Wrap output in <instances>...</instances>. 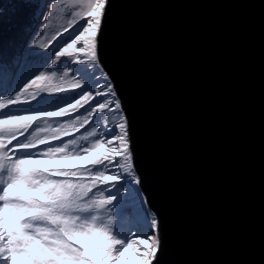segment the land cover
<instances>
[{
	"label": "water",
	"instance_id": "95a60500",
	"mask_svg": "<svg viewBox=\"0 0 264 264\" xmlns=\"http://www.w3.org/2000/svg\"><path fill=\"white\" fill-rule=\"evenodd\" d=\"M101 15L98 64L157 218L150 264H264V0H107Z\"/></svg>",
	"mask_w": 264,
	"mask_h": 264
},
{
	"label": "rangeland",
	"instance_id": "374dc122",
	"mask_svg": "<svg viewBox=\"0 0 264 264\" xmlns=\"http://www.w3.org/2000/svg\"><path fill=\"white\" fill-rule=\"evenodd\" d=\"M103 6L101 0H42L36 7L40 15L34 16L32 31L21 45L20 51L25 58L23 65L25 67L14 92L16 97L37 96L44 85H46L44 92L50 93L53 88H61L66 94H71L77 86L84 84L82 75L87 74V69L94 66L86 61L95 55V38ZM81 25H83L82 29ZM67 30L69 32L73 30L75 33L71 41L68 40ZM56 38L60 40L56 42ZM76 44L83 46L77 45L79 47L77 48ZM18 63L21 61L16 62V66ZM37 70H41L37 77L42 76L45 81L39 79L30 87H26L34 79ZM2 76L0 73V78ZM72 83L73 86L70 85ZM96 86H93L90 94H86L88 89L80 92L85 99L84 105L92 100L91 96L97 94L94 91ZM103 90L101 87V92ZM110 90L115 97L116 107L119 108L113 88L110 87ZM53 97L54 102L51 103L50 108L54 111L61 110V107L66 105L67 99L59 95ZM107 97L108 95L101 96L99 100H95L96 104L110 109V104L106 102ZM4 107L1 106L0 110ZM29 111L30 107H20V105L4 114L0 111V127L5 122L23 119ZM121 113L120 131L118 130L112 138L119 134L127 135L125 117L122 111ZM37 119L36 116H32L30 122L34 123ZM73 120L50 122L43 119L37 125L33 138L55 135L61 124L65 121L69 124ZM96 125L98 123L91 125V129L87 130V136L83 134L70 142L71 150L75 151L66 152L68 150L66 147L56 144L51 151L46 150L38 155L30 153L37 159L45 160L44 170L32 180L19 179L14 170L11 174L8 173L7 166L14 164L16 167V163L0 156L2 175L0 233L7 235L9 239L15 238V242L21 246L20 251L25 256L23 264H150L152 261L158 245V231H149V229H157L156 215L155 217L148 215V222L143 226L139 224L140 222H132L130 215L127 217L124 215L126 211L127 214L135 215L137 218H146L137 190L130 189L129 195L123 201L126 203L118 204V209L122 210L117 213L120 217L119 221L115 211L112 212L106 206L108 198L105 194L112 190L113 183L105 188L97 185L91 192L85 190L92 182L89 184L83 174V158L84 156L89 158L88 151L104 142L95 129ZM27 133L23 132V136ZM62 140L64 139L61 137L56 138V141ZM4 143H8V138L4 139ZM127 143L128 137L121 150V152L125 150L128 162L122 166L123 171L125 167L131 169L133 164ZM44 145L46 143L41 144ZM50 152L52 154L47 156ZM61 152L64 153L60 154ZM21 160L30 162L31 158L25 157ZM95 174L100 177L106 175V178L108 175L104 171H96ZM19 198L26 199L27 209H23L22 205H16ZM132 200L139 202L135 208L128 205ZM101 205L105 206L101 207ZM19 209L25 211L18 218L14 212ZM150 210L152 211L151 208ZM35 211L49 212L59 222H44L39 217H31L30 215ZM6 217L10 220L7 226ZM101 229L110 230V234L105 235ZM136 235H141V239L147 238L148 242L141 241ZM102 236L109 245L108 253L121 245L125 248L131 246L132 249L125 252L118 261L110 260L103 249L105 245L99 242Z\"/></svg>",
	"mask_w": 264,
	"mask_h": 264
},
{
	"label": "trees",
	"instance_id": "16d2710c",
	"mask_svg": "<svg viewBox=\"0 0 264 264\" xmlns=\"http://www.w3.org/2000/svg\"><path fill=\"white\" fill-rule=\"evenodd\" d=\"M41 2L42 0H0V73L3 75L2 78H0V81L2 82L0 84V91H3L0 95V107L5 106L0 111L4 114L19 107V105L20 107H30V111L24 115L25 117L23 119L5 122L3 126L0 127V156L6 157L9 162L16 163V167H14V164H9L7 166L8 173L11 174L14 170L19 179L32 180L41 174V172L36 171L38 168L33 164L25 166V163H27L26 161H19V159L14 160L10 158V153H15L17 147H22L26 150L24 158L29 157L31 158L30 162L45 167L44 158L37 159L30 153L38 155V153H43L46 150L51 151L56 144L66 147L68 149L66 152L75 151L71 150L70 142L74 138L81 137L83 134L84 136H87V130L91 129V125L98 123V125L95 126V129L98 130L101 141L104 142L102 144L96 145L95 148L88 151L87 156L89 158L86 156L83 158V174L85 179L88 180L89 184L92 182V184L88 185L85 190L87 192H91L92 190H95L93 187L97 185H101V187L104 188L108 187L110 183H113L115 180L116 173L123 175L124 171L122 170V166L128 164L125 150L121 152L124 142L127 141V135L119 134L113 138H106L104 131L101 130L102 127L103 129L110 130L115 124L117 127L120 125L118 127L120 131L121 119L119 116H122V109L120 100L113 89L119 104V108L118 106L116 107L114 102L115 99L113 98L114 96L111 94L110 90V87L111 89L113 88L111 81L105 76V72L101 67H99V64L97 63L96 65L87 69L88 73L82 75L84 84L82 86H77L71 94H66L61 88H53L50 93L44 92L46 85L41 87L39 90L40 93L34 97L25 96L18 98L14 93L17 89V84L20 81V76L24 72L25 67L23 66L25 63V58L22 57V52L20 51L21 45L23 40L27 38L32 31L31 25L35 19L34 16L40 15L36 10V7H38ZM17 29L19 32H17ZM20 61L21 63H18L16 66V62ZM92 68L97 69V76L95 79L99 81L98 83H94ZM40 71L41 70H37L34 73V79L31 81L39 80L37 79V76ZM9 75L10 77H8ZM40 80L43 82L45 81L43 79ZM70 85L73 86L74 83ZM95 85L97 86L94 88V91L97 94L91 96L92 100L88 101V103L84 105L85 99L82 97L83 94L81 95L80 92L84 89L87 91L88 89L86 94H90L92 92L93 86ZM101 87L104 89L102 92ZM58 95L59 97L65 96L67 101H65L66 105L64 107L62 106L61 110L54 111L50 108V105L54 102L53 96ZM103 95H108L106 102L111 105L110 109H106L102 105L96 104L95 100H99ZM32 116H36L38 119L36 122H34L33 127H29L30 118ZM94 116H97L95 121H93ZM43 119H46V121L50 122H56L60 120H75L69 124L65 121L64 124H61L58 127L59 129L55 135H46L33 138L37 125L41 123ZM23 132L28 133L23 136ZM62 134H68L67 138L64 139L65 141H56V138ZM5 138H8V140L12 141L16 140L17 138H21L23 142L16 147L9 148V146H6L4 143ZM87 138H89V136ZM44 143L48 144L40 146L39 148L36 147ZM62 153L64 152H61L60 154ZM51 154L52 152H50L47 156ZM117 159L120 160L119 164L115 163ZM96 171H104L108 174L107 178L105 177L106 175L102 177H100V175H96ZM112 176H114V178H112ZM1 177L2 175L0 173V179ZM44 195L47 196V194ZM125 198L127 197H121V201H125ZM26 203V199L19 198V201L16 205H22L23 209H27ZM137 203L139 202L132 200L128 205H130L132 208H135ZM145 207L149 208L147 204ZM23 209H19L18 211L14 212L18 218L21 217L22 212L25 211ZM128 215L132 217V222H140L139 224H142V226L148 222L147 218H137L135 215ZM148 215L155 217L154 212L151 210H149ZM30 216L39 217L44 222H59V220L49 212L35 211L32 212Z\"/></svg>",
	"mask_w": 264,
	"mask_h": 264
},
{
	"label": "snow or ice",
	"instance_id": "6c2138e0",
	"mask_svg": "<svg viewBox=\"0 0 264 264\" xmlns=\"http://www.w3.org/2000/svg\"><path fill=\"white\" fill-rule=\"evenodd\" d=\"M101 2L104 4V8L106 9L107 0H101ZM52 3H50V4H52ZM103 19H104L103 15H101L100 16V20H101L100 26L101 27H102ZM80 28L82 29L83 25H81ZM66 34L68 36V40H70V41L74 38V35H75L73 30L70 32L67 30ZM98 34H99V32L97 33L96 38H95V45H96L95 55L91 56L89 58V61H86V63H91L92 65H96L99 61L97 58ZM61 38H62V36H60V39ZM59 40H57V38H56V42H58ZM65 43H67V41ZM77 45H81L80 47L83 46L82 44H76L75 47H77ZM77 48H79V47H77ZM99 67H100V64H99ZM96 71H97L96 68H92V75L94 78V83L99 82L98 80H95ZM105 76L108 77L106 74H105ZM37 79H43V77L42 76L37 77ZM35 82L36 81H31L29 83V85L26 87H30L31 84L35 83ZM113 98L115 99V97H113ZM109 107H111V105H109ZM96 117L97 116L93 117V121L96 120ZM101 130L104 131L105 137L109 138V137L115 136L119 129L114 124L112 126V129H110V130L103 129V127ZM22 142L23 141L21 138H17L16 140H14L12 142L11 145H9V148L16 147L17 145H20ZM16 154L19 155V152H17ZM115 163L119 164L120 160L117 159L115 161ZM115 175H116V178L113 181L114 187L112 188L111 191H109L105 194L106 197L108 198L106 200V206L110 210H112V212L115 211V213H116L115 216H116L117 220L119 221L120 217L117 213H118V211H122V210L118 209L117 206L120 203H126V202L121 201V197H127L129 195L130 189H136L140 204L144 208L145 216L147 218L150 209L145 207V205L148 204V201H147V197H146L145 193L142 191V189L140 187V185L142 184V179L139 175L136 174V169L134 167V163L132 164L131 169H129L127 167L124 168L123 175H121L119 173H116ZM103 206H105V205H101V207H103ZM124 215H125V217H127L128 214L126 211L124 212ZM9 222H10V220L7 219V217H6L5 218L6 226L9 224ZM110 223H111V221H110ZM157 230H158V227H157V229H151V228L149 229V231H157ZM101 232L104 233L105 235L110 234V230H107V229H101ZM136 237L145 243L148 242L147 238L141 239L140 238L141 235H136ZM99 242L101 244L105 245V247L103 249L105 250L106 254L109 255V259L114 260V261H118L124 255L125 252H127L129 249H132L131 246L125 248L121 245L118 249H113L111 253H108L107 248L109 247V245L106 243L103 236L101 237ZM154 246L155 245H153V247ZM20 248H21V246L15 242V238L9 239V237L7 235L0 233V264H23V261L25 260V256L21 253Z\"/></svg>",
	"mask_w": 264,
	"mask_h": 264
}]
</instances>
